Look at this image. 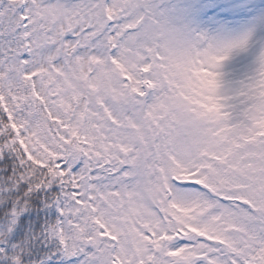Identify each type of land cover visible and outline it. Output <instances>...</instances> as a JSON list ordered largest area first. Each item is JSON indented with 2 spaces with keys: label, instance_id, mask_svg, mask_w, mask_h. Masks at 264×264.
I'll list each match as a JSON object with an SVG mask.
<instances>
[{
  "label": "snow or ice",
  "instance_id": "obj_1",
  "mask_svg": "<svg viewBox=\"0 0 264 264\" xmlns=\"http://www.w3.org/2000/svg\"><path fill=\"white\" fill-rule=\"evenodd\" d=\"M177 33L163 0H0V264H33L13 241L41 210L56 220L37 264H264V148L245 143L264 51L228 87L246 40L196 37L222 105L208 139L176 117L153 47Z\"/></svg>",
  "mask_w": 264,
  "mask_h": 264
},
{
  "label": "trees",
  "instance_id": "obj_2",
  "mask_svg": "<svg viewBox=\"0 0 264 264\" xmlns=\"http://www.w3.org/2000/svg\"><path fill=\"white\" fill-rule=\"evenodd\" d=\"M163 2L172 13L174 26L178 29V33L173 38L166 34H160L154 44L158 45L154 48H159L160 52L164 53L162 56L158 54L160 60L166 61L160 67L166 71L169 66L171 69H175V71H168V75L173 77L174 100L172 108L177 112L180 108H192L198 116L209 118L207 125L210 129L215 128L219 120L223 118L221 99L215 95L216 74L203 67L197 68L188 59L198 44L196 37L199 34L196 32L191 39L186 34L187 29L182 23L185 20L184 13L187 10L193 13V19H197L195 26L203 34L204 23L208 20L213 26L218 27L217 32L214 31L212 36L207 37V40L217 48L246 40L244 49L234 50L229 60L225 61L221 67L225 85L233 87L250 77L255 71L257 58L264 51V0H163ZM243 9H246L247 13L253 12V19H238L241 22L240 25L243 24L241 26L236 25V19H231L234 24L224 25L227 29L220 27L223 25L222 21L226 17L225 15L235 16ZM197 13H201L202 16L197 17ZM189 72L191 75H188ZM183 121L188 122V119L183 118ZM191 125L194 127L193 123ZM203 128V125L194 127L200 134L204 132ZM245 143L257 153V158H259V150L264 148V116L254 123L253 131L248 132L245 137ZM42 211L39 212V218L42 216ZM30 214L33 213H24L20 217L23 223L24 216ZM54 214L52 213L51 217ZM50 224L51 220L46 223V227H39L38 231L44 235ZM18 240H23L21 235L18 236ZM44 243L37 253H32L33 264H37L48 249L53 247L46 239H44Z\"/></svg>",
  "mask_w": 264,
  "mask_h": 264
},
{
  "label": "rangeland",
  "instance_id": "obj_3",
  "mask_svg": "<svg viewBox=\"0 0 264 264\" xmlns=\"http://www.w3.org/2000/svg\"><path fill=\"white\" fill-rule=\"evenodd\" d=\"M245 11H247L245 9ZM201 17L202 14L201 13H197V17ZM242 15H238L237 18H240ZM184 17L185 20L182 21V23L184 24V26L186 27V34L189 36V38L191 39V37L198 32V34H202L201 32L198 31L197 27L195 26L197 24V19H193V13H191L189 10H187L186 13H184ZM236 18V20H237ZM211 21L208 20V22L204 23V29L203 32L204 34L208 35L210 33V36H212L214 34V31H216V29H218V27L213 26L211 23ZM223 25H220L221 28H225L227 29L224 25H230V24H234L232 23V20L229 19L228 17H224L223 21H222ZM241 22L238 21V23H236L237 26H241L243 24L240 25ZM217 32V31H216ZM160 34H158L157 37H159ZM218 37V36H217ZM216 37V38H217ZM248 38V37H247ZM246 38V39H247ZM158 45V44H156ZM156 45H153L156 46ZM191 112V113H188ZM175 115L177 118H179L180 120H183V118L186 120V118L188 119V122L190 125L193 123L194 127L196 126H204V132L203 133H198L200 136L211 139V136L207 135L208 130L210 129V127L207 125V123L209 122V118L208 117H204V116H198L195 112H193L192 108H180L177 111H175ZM191 120V121H189ZM193 127V128H194ZM178 212H180L182 215H186L185 212H183V210L181 209H176ZM55 213L54 210H49L47 212L42 211V216L41 218H39V215L37 216L35 213L30 214L33 216L32 219H25L24 221V226L23 228L20 227L19 224L16 225V228L20 231V235L23 238V240H18V238L13 241V243L16 244H23L25 246V248H32V253H37V251L40 249V246H43L44 243V235H42L39 231L38 228H43L46 227V223H48L51 220V223H54L56 220V215L54 217V215L51 217V214ZM53 221V222H52ZM4 227V220H2V217L0 218V229H2Z\"/></svg>",
  "mask_w": 264,
  "mask_h": 264
}]
</instances>
